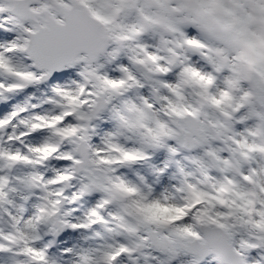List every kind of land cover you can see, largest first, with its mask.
<instances>
[{
	"label": "snow or ice",
	"instance_id": "snow-or-ice-1",
	"mask_svg": "<svg viewBox=\"0 0 264 264\" xmlns=\"http://www.w3.org/2000/svg\"><path fill=\"white\" fill-rule=\"evenodd\" d=\"M0 264H264V0H0Z\"/></svg>",
	"mask_w": 264,
	"mask_h": 264
}]
</instances>
